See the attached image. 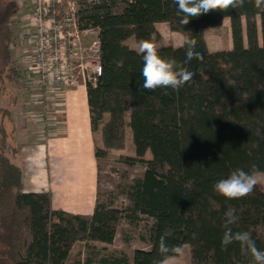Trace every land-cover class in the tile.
Here are the masks:
<instances>
[{"label": "trees", "instance_id": "obj_1", "mask_svg": "<svg viewBox=\"0 0 264 264\" xmlns=\"http://www.w3.org/2000/svg\"><path fill=\"white\" fill-rule=\"evenodd\" d=\"M82 29L98 30L102 75L88 84L90 120L97 160L126 147L131 130L133 157L145 171L119 184L128 200L98 189L93 213L53 207L50 191L27 192L24 171L15 161L12 141L15 95L6 99L7 84L22 78L14 29L15 5L0 0V264H95V244H113L123 221L144 222L149 249L108 253L99 264H158L159 239L166 229L169 246L189 244L191 264H252L238 243L222 247L224 214L235 209L233 231H247L264 250V187L229 200L214 184L231 171L252 166L264 171V9L246 2L222 13L212 11L181 24L174 0H79ZM230 17L232 47L210 50L206 32ZM167 23L184 37L183 46L163 45L160 56L184 61L186 40L202 59L184 65L193 79L178 91L141 90L142 55L126 41L162 36L157 23ZM18 60V59H17ZM167 93V94H165ZM99 134V135H98ZM99 136V137H98ZM147 153L151 154L146 158ZM145 238V237H144ZM89 248L85 258L70 260L76 243ZM169 255H175L169 253Z\"/></svg>", "mask_w": 264, "mask_h": 264}, {"label": "crops", "instance_id": "obj_2", "mask_svg": "<svg viewBox=\"0 0 264 264\" xmlns=\"http://www.w3.org/2000/svg\"><path fill=\"white\" fill-rule=\"evenodd\" d=\"M11 1L16 8L14 26L21 29L27 25L26 16L30 15L31 7L29 3L21 5L18 0ZM223 26H226L230 36V44L224 48L217 47L215 42L212 44L208 38L210 30L217 31ZM156 27L164 42H167V36L179 33L171 31L164 22L157 23ZM221 27L206 32V40L212 51L232 47L230 19ZM183 42L184 37L177 46L174 42L166 45L178 47ZM27 64L31 66L30 61ZM25 81L28 82L26 87L34 86L31 78ZM39 89L45 96L42 107L32 105L30 100L16 98L12 112L16 124L14 141L20 147L14 159L24 171L25 190L50 191L55 209L91 214L98 191L99 160L95 156V135L91 127L87 88ZM30 115L36 116V120L32 121ZM27 121L28 129L25 132L22 126Z\"/></svg>", "mask_w": 264, "mask_h": 264}, {"label": "built area", "instance_id": "obj_3", "mask_svg": "<svg viewBox=\"0 0 264 264\" xmlns=\"http://www.w3.org/2000/svg\"><path fill=\"white\" fill-rule=\"evenodd\" d=\"M18 2L31 7L30 23L16 33L22 79L42 89L95 85L103 72L101 45L98 30L80 26L79 0Z\"/></svg>", "mask_w": 264, "mask_h": 264}, {"label": "clouds", "instance_id": "obj_4", "mask_svg": "<svg viewBox=\"0 0 264 264\" xmlns=\"http://www.w3.org/2000/svg\"><path fill=\"white\" fill-rule=\"evenodd\" d=\"M246 2L253 3L257 9H264V0H174L177 5V15L181 16V24L189 23L190 18L199 17L212 11L225 13L229 9L243 7ZM230 19L223 16V23ZM155 33L150 34L148 39L141 40L138 45V53L142 55L143 67L141 75L143 84L141 90L155 91L158 88H171L178 91L193 79V73L188 71L184 65L191 61L200 60V53L194 51V41L186 40L187 50L184 61L180 62L174 58H164L159 55L155 43ZM183 46V45H182ZM167 94V93H165ZM257 185H264V172L252 166L248 172L237 168L223 179L214 184V191L221 196L233 200L250 195ZM239 217L235 209H229L224 214L222 247L226 248L232 243H238L241 253L250 256L252 264H264V250L256 246V242L247 231H233L232 226L238 222ZM172 236V230L166 229L159 239V252L165 257L158 264H174L176 256L182 255L180 246H169L167 238ZM173 253L175 255H169Z\"/></svg>", "mask_w": 264, "mask_h": 264}, {"label": "rangeland", "instance_id": "obj_5", "mask_svg": "<svg viewBox=\"0 0 264 264\" xmlns=\"http://www.w3.org/2000/svg\"><path fill=\"white\" fill-rule=\"evenodd\" d=\"M26 24L30 23L29 16H26ZM15 32L17 33L20 29L17 26H14ZM172 31V30H171ZM172 33V32H171ZM178 33V32H177ZM182 34L173 33L171 36H167V42L164 41H155L157 48L170 44L168 42H174V44H179L182 39ZM209 40H211L212 44L217 45V47H227L230 44V36L227 31L226 26L219 28L217 31L210 30L208 34ZM139 42L135 37H130L126 43L133 49H138ZM16 58L18 56L16 54ZM16 59L17 63L18 60ZM23 69V68H22ZM28 82L24 81L22 78L17 81H13L12 83L7 84V91L4 94L5 98L8 99L11 97V94L15 95V99L18 100H30L32 105H37L38 107H42L44 105L45 96L43 92L40 91L39 87L34 83V86L26 87ZM30 95V97H29ZM28 96V97H27ZM5 100V99H4ZM0 99V109L4 105L5 101ZM49 100L47 96V101ZM43 116V115H42ZM32 117V121L36 120V116ZM1 119V114H0ZM35 119V120H34ZM30 121V119L28 120ZM28 121L26 124H23V130L28 129ZM25 128V129H24ZM27 128V129H26ZM36 128V127H35ZM37 129L35 130V136H37ZM99 135V134H98ZM99 137V136H98ZM15 145L16 142L14 138L12 139ZM134 153V145L132 141V133L131 130H128L127 133V143L126 147L122 150H111L108 157L99 161V177H98V189L102 192H112L117 195L116 198V206L117 207H125L128 204V200L120 192L118 187L119 184H126L132 182L135 178L141 177L145 171V165L142 163H136L135 165H129L126 162L125 158L133 157ZM151 154L147 153L146 158H150ZM264 172V171H263ZM264 187V185H262ZM145 237V238H144ZM95 244L97 249L94 250L97 255L95 256V264L98 263V259L103 255L108 253H120L125 252L132 259L133 252L135 249H149L150 244L147 241L146 230L144 227V222L140 226H134L129 224L126 221H123L119 232L113 242V244L107 245L104 243H92ZM182 255L176 256L174 264H191V255H190V246L189 244L183 245ZM89 255V248L83 243L78 242L75 245V248L71 254L70 260L73 261L77 258H85Z\"/></svg>", "mask_w": 264, "mask_h": 264}]
</instances>
